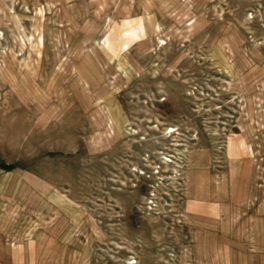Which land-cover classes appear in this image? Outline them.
<instances>
[{
    "label": "rangeland",
    "instance_id": "rangeland-1",
    "mask_svg": "<svg viewBox=\"0 0 264 264\" xmlns=\"http://www.w3.org/2000/svg\"><path fill=\"white\" fill-rule=\"evenodd\" d=\"M0 7V264H264V0Z\"/></svg>",
    "mask_w": 264,
    "mask_h": 264
},
{
    "label": "bare ground",
    "instance_id": "bare-ground-1",
    "mask_svg": "<svg viewBox=\"0 0 264 264\" xmlns=\"http://www.w3.org/2000/svg\"><path fill=\"white\" fill-rule=\"evenodd\" d=\"M0 12L4 13L2 8L0 7ZM12 56H14L12 54ZM13 60H15V65L18 64V59L13 57ZM2 63L3 65L0 63V65L2 66L0 68V74L2 77L10 80L12 79L13 82H16L17 84L19 83V79L17 78L14 69H16V67H13V63L11 64V61L9 62L7 59H2ZM205 181V180H204ZM202 186H206V183L201 184ZM241 189V188H240ZM21 237V236H20ZM2 237L0 238V252H2V250L4 252H12L14 255H21V254H25L26 252H33L34 249V245H35V241L33 240V238H26V240L24 241L23 238H16L14 241L11 240H2ZM12 242V243H9ZM3 243V244H1Z\"/></svg>",
    "mask_w": 264,
    "mask_h": 264
}]
</instances>
